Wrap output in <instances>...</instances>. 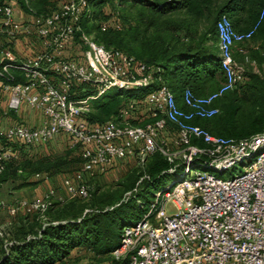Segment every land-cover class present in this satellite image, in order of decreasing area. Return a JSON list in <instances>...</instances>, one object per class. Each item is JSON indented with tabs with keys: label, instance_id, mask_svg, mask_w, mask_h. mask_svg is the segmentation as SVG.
<instances>
[{
	"label": "built area",
	"instance_id": "built-area-1",
	"mask_svg": "<svg viewBox=\"0 0 264 264\" xmlns=\"http://www.w3.org/2000/svg\"><path fill=\"white\" fill-rule=\"evenodd\" d=\"M35 1L40 0H0V114L7 117L23 104L42 114L37 127L17 122L0 129V174L9 161L23 157L20 147L45 149L63 135L81 159L64 177V187L72 198L85 199L87 174L103 173L127 157L144 163L160 152L171 164L168 171L179 175L154 193L140 219L122 226L111 252L116 264H264V131L223 137L193 123L219 113L215 101L242 84L234 47L252 38L264 6L244 31L225 14L216 20L223 79L206 94L184 87L180 105L160 66L107 48L84 30L83 20L94 17L89 0H63L41 12L31 7ZM114 11L100 22L101 30H121ZM151 84L156 86L142 98L123 101L108 119L89 120L90 100L111 89ZM237 164L244 170L222 176ZM55 198L48 191L30 200L2 199L0 209L10 215L39 212L45 219Z\"/></svg>",
	"mask_w": 264,
	"mask_h": 264
},
{
	"label": "trees",
	"instance_id": "trees-1",
	"mask_svg": "<svg viewBox=\"0 0 264 264\" xmlns=\"http://www.w3.org/2000/svg\"><path fill=\"white\" fill-rule=\"evenodd\" d=\"M111 1L113 0H89L94 10H100L101 5ZM211 2L212 0H114V10L117 12L122 3H127L130 8L136 6L135 26L121 31L111 28L101 30L99 25H96L98 32L94 38L107 48L120 49L148 64L160 66L167 85L176 95H180L186 86L197 94H204L206 89L214 87L220 79L219 76H222L217 55L216 20L222 14L231 19L234 15L238 16L244 12L253 14L256 10L251 27L259 20L261 8L264 6V0H221L219 6L205 16L204 11L209 8ZM31 7L33 8L32 5ZM24 8L30 10L27 6ZM209 16L215 19L213 28L208 32H200L196 26L201 19ZM87 22L89 21L85 19L82 24L84 30L89 33ZM150 27L155 28V32L148 34ZM262 27L264 29V16L260 19L252 38ZM207 35H211L208 39H211L214 46L216 40L215 52L206 45ZM20 79L19 77L18 80ZM222 79L223 76L217 86ZM208 82L213 84L208 86ZM155 86L156 84H151L130 90L115 89L117 93L113 95H109L108 90L97 98L105 102L95 112L90 113L88 118L90 121H104L117 112L123 101L142 98ZM242 87L250 105L242 109L234 95L238 90L234 89L218 98L219 113L210 118H196L193 123L223 137L242 138L264 131V78L252 74L247 85ZM202 119L211 120L201 121ZM0 139L2 143L3 140ZM20 149L24 151V164L16 167L18 172H22L23 167L33 165L35 167L32 170L35 172L31 174H49L51 169L59 168L56 160L58 157L43 153L42 150L45 149ZM31 149L38 150H35L37 153L34 156L28 157L27 153ZM72 149L74 148L66 147V150ZM70 151L61 153L60 157L65 159V155ZM148 157L152 160L142 163L143 172L130 171L113 188H97L91 191L88 186V197L85 199L53 201L44 212L45 219L39 212L22 213L19 219L21 223H18L16 230L12 232L10 242H6L9 239L6 238L5 230L0 236V264H65L71 252L82 247L91 250L97 264L102 256L110 260L107 264H116L111 252L120 243L122 226L132 224L142 217L141 212L148 210L151 202L149 198L165 185L171 173L168 171L171 164L160 152ZM78 159L80 166V156ZM17 161H9L6 164L0 174V185L13 180L6 175L16 166ZM143 174L147 177L141 191L126 197L125 193L133 190L136 181ZM29 178L28 175L25 176L22 184L31 185ZM149 193L151 195H148Z\"/></svg>",
	"mask_w": 264,
	"mask_h": 264
},
{
	"label": "rangeland",
	"instance_id": "rangeland-1",
	"mask_svg": "<svg viewBox=\"0 0 264 264\" xmlns=\"http://www.w3.org/2000/svg\"><path fill=\"white\" fill-rule=\"evenodd\" d=\"M61 1H63V0H40V1L33 2L32 6H33V9L38 11V12L50 11L53 8H57L60 5ZM220 2H221V0L220 1L219 0H212L209 8L205 9V11H204L205 16L209 15L210 11H212L213 9L218 7ZM127 9H128L127 18H129V19L135 18L136 19L135 8H130L128 6ZM93 10H94V8H93ZM112 12H115L114 11V0L111 1L110 3H105V4L101 5L100 10L95 9L93 21L86 23V26H87V29L89 30V33L92 34L93 36H95V34L98 32L95 26L100 25L101 21H103V22L108 21L111 18ZM213 16H209V17H205V18L201 19L199 24L196 26L197 29L200 32L202 30L206 31V32L211 30V28H213V23L215 20V19H213ZM152 32H155V28L150 27L147 30V33L151 34ZM210 37H211V35H209V36L207 35L206 45L210 50H212V51L214 50V52H215V46H214L213 42L211 41V39H208ZM211 84H213V82H208V86H211ZM237 90H238L237 92H234V95L238 99L237 103L239 105H242V109H244L245 106L250 105V103L248 100L246 101L247 97L245 96L244 88L242 87V84L237 87ZM114 93H117V91L115 89H112L109 91L108 94L113 95ZM125 98H127V97H125ZM104 102L105 101H103V99L90 100L89 101L90 113L95 112L100 107V105H102ZM106 119H108V118H106ZM212 119H215V118H212ZM207 120H211V119H207ZM207 120L202 119L201 121H207ZM53 142H55V144ZM64 142H66V141L65 140L63 141L61 137L60 138L56 137L45 147V150H42V152L45 154L50 153L51 154L50 156L58 157L56 160H57V163H59V168L58 169H56V168L51 169L49 174L39 173L38 176L35 174H31V173L35 172V170H32L35 167L34 165L23 167L24 169L22 170V172L16 171L15 169H16V167H18V165L23 166V164H24L23 163L24 158L21 156L19 161L15 162L16 166H14L11 170H9L7 175H6L7 178H10L13 180H10V181L0 185V200L3 199L5 201H11L13 199H20V198H26L27 199L28 197H31L34 194L32 189L37 184L41 183L43 180H46L45 178H48L51 180V188L49 190L53 191L54 194H56V196H57V198H55L54 201L64 202L66 200L73 199L68 194V192L66 191V189L64 187V177L68 174L72 175L73 171H75L74 169H76L79 166L78 165L79 164V159H78L79 158V151L76 149H72V151L66 150L67 146H65ZM56 143H61V144L58 147V146H56ZM0 145H1V143H0ZM33 150H38V149H33ZM66 151L67 152L70 151V152L65 155V159L62 156L60 157L61 153L66 152ZM22 154H24V151H23V153L21 152V155ZM151 160H152L151 157H147L146 163H149ZM141 167H143V164L141 162H138L137 158L127 157L126 159L118 161L113 167L108 168L103 173H96L95 172V173L87 174L85 176V180H86L87 185L90 187L91 191L94 189H97V188L105 190L108 188H113L117 183H119L122 179H124V177H126V175L132 170H139V171L143 172V169ZM179 169H180V167H176L177 171ZM243 170H244V167H242L240 164H237L231 170L225 171L222 176L223 177L232 176V174L235 175L238 172L243 171ZM175 173H176V175H175ZM177 173L178 172L169 173V177L166 180L165 185L170 184L172 179L177 178L179 175ZM192 173H193V169H192L191 174ZM213 173L216 175H219L215 171ZM171 174H173V175H171ZM27 175L31 179L30 182L32 184L30 186L22 184V180ZM146 177L147 176L144 174L142 176H140L139 179L136 181L133 190L126 192L125 196L130 197V196H133L134 194L138 193L139 191H141V189L143 187L144 180L146 179ZM148 195H151V194L149 193ZM151 197L149 199L152 200ZM147 200L148 199H145V201H147ZM170 207H171V204L168 203L167 207H166L167 213L169 211H171ZM146 212H147V210L144 209L141 212V216H143ZM20 216H21V214L10 215L5 209H0V227H3V230H5V232H6L5 235H6L7 239H9L10 236L12 235V232L16 230L18 223H21V222H19V219L21 218ZM30 218H32V214L30 215ZM6 242L9 243L10 239ZM95 259L96 258H94L91 250H89L86 247H82V248H77V249L73 250L71 252L70 256L66 259L65 264H87L90 262H91V264H93V263L97 264V261ZM107 263H110V260H108V258L106 256H104V257L102 256L100 258V263H98V264H107Z\"/></svg>",
	"mask_w": 264,
	"mask_h": 264
},
{
	"label": "crops",
	"instance_id": "crops-1",
	"mask_svg": "<svg viewBox=\"0 0 264 264\" xmlns=\"http://www.w3.org/2000/svg\"><path fill=\"white\" fill-rule=\"evenodd\" d=\"M128 5L126 3H122L121 8H119L118 14L119 18L122 23L121 31L127 30L129 26H135L136 19H129L127 18V9ZM136 8V6L132 7ZM136 10V9H135ZM256 16V10L252 14H248L244 12L241 15H234L231 17L234 28L239 31H244L248 29L251 25V23L254 20V17ZM215 46H216V40H215ZM218 50V49H217ZM133 55V54H131ZM217 55L219 56V52L217 51ZM233 56L235 60L236 67L241 71L243 75V81L242 85H247L249 82L250 76L252 74L259 76L260 78H264V29H260L256 35L246 41L243 42H237L234 47ZM221 79V75L219 76ZM219 79V81H220ZM218 81V83H219ZM217 83V84H218ZM215 84L212 88H207L205 93H208L210 90L215 88L217 86ZM204 93V94H205ZM178 103L182 105L180 100V95H176ZM218 100V99H217ZM217 100L215 101V105L217 106ZM4 107V103L0 101V108ZM21 122L24 123L27 126L30 127H37L42 122V114L38 110H34L32 108H29L27 105L23 104L18 109V111H12L8 114L7 117H4L0 114V129H4L7 125L12 123ZM58 138H62V140L66 141L64 142L65 146H67V138L63 135H58ZM1 143V139H0ZM55 144V142H53ZM61 143H56V146L59 147ZM63 144V145H64ZM37 151L32 150L27 153V156H34ZM46 180H43L41 183L37 184L32 190L33 195L31 197H28L27 199H33L35 197H40L44 193L51 191L49 190L51 188V180L48 178H45ZM31 179L29 178L28 181ZM30 186V185H28ZM23 212H19V214H22Z\"/></svg>",
	"mask_w": 264,
	"mask_h": 264
}]
</instances>
